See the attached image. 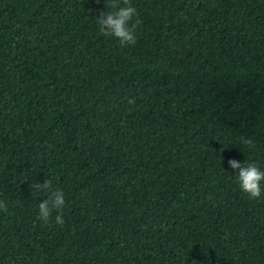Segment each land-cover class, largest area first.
I'll return each mask as SVG.
<instances>
[{
  "label": "trees",
  "instance_id": "obj_1",
  "mask_svg": "<svg viewBox=\"0 0 264 264\" xmlns=\"http://www.w3.org/2000/svg\"><path fill=\"white\" fill-rule=\"evenodd\" d=\"M129 3L121 47L106 0H0V264H264V181L228 165L264 171V0Z\"/></svg>",
  "mask_w": 264,
  "mask_h": 264
},
{
  "label": "clouds",
  "instance_id": "obj_2",
  "mask_svg": "<svg viewBox=\"0 0 264 264\" xmlns=\"http://www.w3.org/2000/svg\"><path fill=\"white\" fill-rule=\"evenodd\" d=\"M97 3L100 0H96ZM106 12H101L97 18L99 32L106 37L115 38L121 47L136 43V29L142 23L141 20L133 18L137 16V10L130 5L129 0H106ZM130 104L134 100H129ZM246 147L254 148V142L251 138H239ZM228 165L232 169H238L237 180L240 189L251 198H258L261 195V181H264V171L256 166L255 163L245 165L235 159H230ZM30 188L36 193H47V197L39 202L38 219L47 223L56 212L54 221L57 225L63 226L64 217L62 210L65 207L64 191L53 185L51 179L44 180L43 183H31ZM7 204L0 200V211H6Z\"/></svg>",
  "mask_w": 264,
  "mask_h": 264
}]
</instances>
